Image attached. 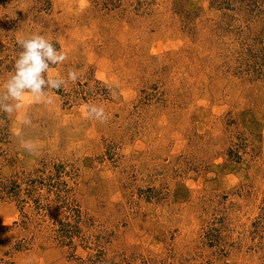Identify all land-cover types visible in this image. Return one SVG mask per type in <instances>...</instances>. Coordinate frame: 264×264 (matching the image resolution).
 Segmentation results:
<instances>
[{"label": "rangeland", "instance_id": "374dc122", "mask_svg": "<svg viewBox=\"0 0 264 264\" xmlns=\"http://www.w3.org/2000/svg\"><path fill=\"white\" fill-rule=\"evenodd\" d=\"M36 33L64 83L0 110V264H264V0H0V105Z\"/></svg>", "mask_w": 264, "mask_h": 264}, {"label": "clouds", "instance_id": "9594fccd", "mask_svg": "<svg viewBox=\"0 0 264 264\" xmlns=\"http://www.w3.org/2000/svg\"><path fill=\"white\" fill-rule=\"evenodd\" d=\"M22 52L15 62V74L6 83V98L10 97L16 103L15 105H0V110L7 112L9 115L14 110L22 107V101L26 93H30L39 100L45 96L43 86L50 85L51 88L59 90L64 83L62 78L48 77L44 79L42 73L48 72L51 65L63 63L66 59V53L63 49H57L54 44L41 34H32L31 36L18 41ZM68 78L76 80V73L69 71ZM47 102H51L49 99ZM90 115L96 119H105L104 109L89 106Z\"/></svg>", "mask_w": 264, "mask_h": 264}]
</instances>
